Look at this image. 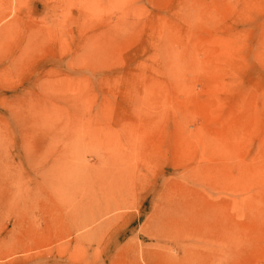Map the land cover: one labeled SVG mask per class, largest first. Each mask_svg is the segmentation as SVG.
<instances>
[{"label": "rangeland", "instance_id": "1", "mask_svg": "<svg viewBox=\"0 0 264 264\" xmlns=\"http://www.w3.org/2000/svg\"><path fill=\"white\" fill-rule=\"evenodd\" d=\"M0 264H264V0H0Z\"/></svg>", "mask_w": 264, "mask_h": 264}]
</instances>
